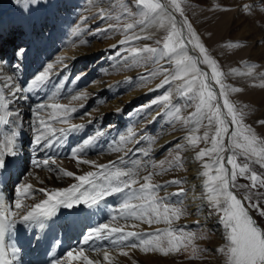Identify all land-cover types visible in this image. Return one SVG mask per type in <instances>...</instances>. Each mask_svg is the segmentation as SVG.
Here are the masks:
<instances>
[{
  "label": "rangeland",
  "instance_id": "1",
  "mask_svg": "<svg viewBox=\"0 0 264 264\" xmlns=\"http://www.w3.org/2000/svg\"><path fill=\"white\" fill-rule=\"evenodd\" d=\"M165 1L168 2V0ZM181 6L184 15L176 13L177 16L182 23L186 18L191 24L208 54L217 61L219 70L223 74L222 81L226 85L230 88H240L243 85L254 83L256 80L264 79V0H181ZM222 10L231 12V16L228 17V24L221 27L215 15ZM9 11H13V14L10 17V23L7 24L6 32L9 34L7 43L0 46V78L5 70L7 79H9L2 77L1 80L13 86L11 89L7 87L10 93L14 88H22L20 87L21 76L27 66L28 59L40 57L38 61L42 60L35 70L41 68L42 65L43 69L34 73V77L41 73L48 63L53 64L50 79L39 87L27 90L32 91V100H35L33 102L36 103V106L59 104L77 109L76 112L70 114L71 119L66 123L59 122L53 117L51 108L38 114L46 122L52 120L51 127L53 129L83 125L81 129L68 133L57 143H67L64 141L73 138L80 146L81 151L88 157V161L97 164L100 162H97L98 159H103V165L112 163L110 161L113 160L108 157L116 152L112 150L113 148H119L120 151L125 152V160L131 157L140 159L141 165L144 164V175L153 173L151 183L165 185L174 179L184 181L179 186L173 184L162 188L158 195L164 197L166 193H176L181 188L183 189L184 195L172 196L171 204L182 207L184 210V215L174 221L173 227L183 229L186 233L183 238L185 246L180 247L178 251L173 250L167 255H164L162 251L146 252L158 254L162 260L172 257L170 264H227L226 255L218 251L227 243L225 229L219 222L222 214L208 207L209 225L206 226L205 221L187 222L190 212L187 206L189 190L186 186L188 180L186 156L190 154L195 157L201 149L210 147V142L206 144L203 141L196 146H191L185 139L189 136L193 125L185 124L184 120L195 111V104L187 102L176 93V84L180 81L165 85L163 88L158 87L164 78L160 69H167L168 72H171L174 67L166 59L159 61L158 64L147 58L146 54L139 60L132 59V49L162 47L168 29L162 30L154 37L139 36L142 38L130 39L127 44L121 46L120 42L126 40L128 33L144 26L138 23L144 17L140 15V10L136 7V0H0V15H3L0 18L7 19L5 17ZM100 13H103L107 18L102 19ZM85 18H87L86 22ZM129 23H132L134 28L126 31V25ZM105 28H110V30L98 31ZM161 33L164 34L159 36ZM157 41L160 43L157 44ZM235 45L244 47L243 56L236 60H234L235 58L227 59L224 49ZM99 46L100 48L97 49ZM113 46L119 47L114 48ZM92 48L94 49L91 52H87ZM98 50L100 52L89 61H85L82 55H76L81 51L87 55ZM117 51L120 55H114ZM197 53H199L198 49H188V54L191 56L198 57ZM58 57L63 58L61 62H57ZM73 58L77 59L76 62H73ZM3 62L12 64L11 68L13 69L7 70L8 67L2 65ZM247 65L251 67V71H247ZM198 67L203 71L207 69L211 72L208 66L204 67L199 64ZM154 72L156 75L151 76L150 79H140ZM33 80L31 79L30 83ZM213 85L218 92L219 86L214 82ZM27 90H23L18 95L27 92ZM134 93H139L138 99L124 104L123 109L122 107L115 108L118 103L128 100V96ZM61 95L63 96L60 97ZM164 95H169L170 103L161 101L157 105L148 107L154 98ZM73 97L82 98L73 99ZM228 99L238 110L244 111V123L251 126L257 136L264 139V126L262 128L257 123L258 120L264 119V103L260 101L255 103L251 100L239 101L232 94ZM220 102L222 103V99ZM177 107L180 109L178 114L175 111ZM142 108L143 110H141ZM118 109L121 111L122 121L116 114ZM106 111L109 112L106 113ZM110 119L117 120L111 121ZM204 123L206 124L207 121ZM232 127L229 126V131L232 130ZM204 131L205 128L202 127L197 135L202 136ZM98 132H102V134L97 135ZM213 134L214 129L210 132V136ZM121 136L126 138L125 141L120 140ZM129 136L131 139H127ZM90 137H95V139L91 143L85 144L84 142ZM165 138L172 139V142L165 141ZM227 142L228 137H225V144ZM177 143L185 146L179 152L175 148ZM142 151H146L148 155L140 154ZM177 154L181 157V166H176L173 163L169 167L168 161H174ZM228 155V152L224 153L225 157ZM52 158H55L57 169H62L64 172L70 171L75 175L74 164L78 162L74 161L72 164L62 157ZM162 160L165 161L164 168L167 171L161 173L159 164ZM195 161L202 171L201 161ZM205 161H207V157H205ZM238 162L244 163L245 158L238 157ZM152 164H156L157 167L153 168ZM251 168L258 175L264 176V168L256 164H252ZM36 169V171H30L32 175L21 183L31 184L33 189H47L43 185L50 182L56 173L44 168ZM250 183V180L245 177L238 176L236 179L237 185H250ZM233 189L243 198L249 194L248 188L236 187ZM171 190L172 192H170ZM252 192L264 194V188L253 189ZM201 195L205 197L206 189L201 191ZM119 198L123 202V196ZM29 199L24 201L27 202ZM13 200H16V196ZM181 200L183 201L182 205L177 204ZM121 201L120 204H122ZM256 201H259L261 207L264 208V195H253V202ZM245 202L248 205V201L245 200ZM120 206H116L117 209L114 208L117 213H113V208H108L107 211L110 214L103 209L102 213L109 216L118 214ZM250 210L256 224L264 229V216L259 215L255 209L250 208ZM91 226L90 224L89 228ZM167 227L168 225L161 223L157 229ZM157 229L137 230V232L153 233ZM189 233L192 234V238L188 237ZM103 240L105 239H102V243H105ZM84 241L82 239L81 245ZM88 242L87 244L90 245V241ZM76 244L78 243L76 242ZM158 244L165 251L169 248L167 238H161ZM104 245L110 246L109 243ZM72 246L76 250L80 245Z\"/></svg>",
  "mask_w": 264,
  "mask_h": 264
},
{
  "label": "snow or ice",
  "instance_id": "2",
  "mask_svg": "<svg viewBox=\"0 0 264 264\" xmlns=\"http://www.w3.org/2000/svg\"><path fill=\"white\" fill-rule=\"evenodd\" d=\"M136 7L140 10V15L144 19L138 21L139 24L147 27L151 24H158L160 27L168 29V34L164 37L162 47H145L141 49H132V59L139 60L147 55L155 63L166 59L173 65V70L168 72L167 69H160L163 74V80L159 88L170 85L176 81L175 91L181 98L187 102L195 104V111L184 120L185 124H192L189 136L185 137L187 144L196 146L203 141L210 147H205L196 153L195 159L201 161V175L205 177L204 187L206 189L205 199L208 207L215 212L222 214L220 223L226 232V244L218 249L227 257V264H264V229L259 227L252 216L249 214L248 208L255 209L259 215L264 216V208L261 207L259 201L253 202V195H264L252 192L253 189L264 188V176L258 175L252 170L251 165L256 164L264 168V139L257 136L255 130L244 123V111L238 110L235 105L228 99L230 93L239 92V88H230L222 81V72L219 70L217 61L213 59L207 52L204 44L200 42L199 36L192 29L191 24L185 18L183 23L178 27L175 13L184 15L181 6V0H136ZM102 19H106L103 13H100ZM85 18V22H86ZM120 19V18H118ZM134 25L129 23L126 25V31L132 30ZM185 29L187 30L185 32ZM110 28L98 31H109ZM141 37H129L122 40L120 45H125L130 39H139ZM150 39L151 37H144ZM160 42L157 41V44ZM188 45L193 49H198L200 57H194L188 54ZM118 48L119 46H113ZM23 51V50H21ZM114 55H120L119 51ZM63 58L58 57L57 62H61ZM199 64L207 65L211 69L210 74L198 67ZM53 64L48 63L44 70L39 73L30 83L29 88L39 87L41 84L50 79V72ZM156 73L141 77V80L150 79ZM215 85L219 86L218 92ZM5 87L12 88L10 83H5ZM20 88H14L10 92V96L14 99L7 100L0 94V124H5L13 115L9 111V104L17 98V94L22 92ZM82 97H73L79 99ZM222 99V103L220 102ZM161 101L169 102V95L160 98H154L148 107L157 105ZM47 108L52 109V116L59 122H67L71 119V113L77 111L75 108H69L59 104H40L32 111L34 114V122L32 124L35 129L34 140L38 147L46 148L53 145L65 137L72 131L79 130L83 127L70 126L68 128L53 129L51 127L52 120L44 121L39 117V113ZM143 110V108L141 109ZM226 110V111H224ZM176 113L180 112L177 107ZM62 114V115H61ZM18 115V114H17ZM207 121L205 124L204 122ZM258 124L264 126V119L257 121ZM233 126L229 131V126ZM205 128L202 136L197 135L201 128ZM214 129V134L210 136V132ZM131 129L129 132L131 133ZM98 132L97 135H101ZM225 137L228 142L225 144ZM95 137H90L84 143H91ZM125 137L121 136L120 140L125 141ZM131 139V136L127 137ZM13 141L7 142V151L0 150V165L3 163L4 155L12 153ZM185 146L177 143L175 148L182 150ZM112 150L119 151V148ZM80 149L73 151L70 158L77 159L78 163L92 164L87 159L79 158ZM141 151V150H137ZM228 152L227 157L224 153ZM144 156L148 153L143 152ZM245 158L244 163L238 162V157ZM207 157V161H205ZM51 161V162H50ZM181 157L177 154L174 161H168L169 167L173 165L181 166ZM128 162L124 157L107 165L96 166L98 171H88L83 175L74 176L73 172H64L62 169L55 167V158L45 157L36 159L33 162L34 168H44L51 172H55L59 177L61 174L73 177L78 183L68 188L61 189H33L31 184L21 183L16 192V200L14 209H0V264H12V257L8 256L7 250L3 246L4 231L8 226L14 225L20 221H29L39 217L50 216L55 213L60 205L72 206L84 202L88 205H94L104 197L110 194L123 193V202L119 208L118 214L111 217V222L116 226L110 227L109 223H105L88 233L85 237V243L90 240L111 238L113 241V249H120L122 255L127 256L128 252L124 249H135L140 247L144 251H162L164 255L169 254L173 250H179L184 247L183 238L186 233L183 229L173 227L174 221L184 215L182 207L172 206L171 197L184 195L181 188L176 193L167 194L160 197L158 193L162 188L169 185H182L184 181L174 179L168 181L165 185L153 184V173L140 176L141 164L138 160L131 161V167H121ZM165 161H160L159 167L161 173L167 171L164 168ZM230 166V167H229ZM156 168V164H152ZM156 173V174H161ZM29 172L24 179L27 180ZM245 177L250 180V185H237V177ZM243 187L249 189V194L244 199L248 201V207L242 203L241 199L231 190L232 188ZM36 192L43 193L46 199L41 200L34 205L24 204L25 199L31 198ZM183 201L177 204L182 205ZM120 221H140L149 225L164 223L168 225L165 229H157L153 233H140L135 231H125ZM192 238V234H187ZM161 238H167L169 248L167 251L159 247L158 242ZM132 240L131 243H126ZM99 254L101 249L95 250ZM104 260L109 261V252L104 250ZM82 261L83 264H99L85 254L83 249L69 251L63 260V264H74L75 261ZM59 264H62L60 261Z\"/></svg>",
  "mask_w": 264,
  "mask_h": 264
},
{
  "label": "bare ground",
  "instance_id": "3",
  "mask_svg": "<svg viewBox=\"0 0 264 264\" xmlns=\"http://www.w3.org/2000/svg\"><path fill=\"white\" fill-rule=\"evenodd\" d=\"M230 11H232V10H230ZM7 13L8 14L6 15L5 18H7V19L9 18L8 20L7 19H5V20L1 19L3 17V15H0L1 16V18H0L1 19V21H0V33H1L0 46L6 44L7 43L6 41L9 38V36H8L9 34H7L6 30H7L8 22L10 23V17L12 16L13 11H9ZM230 14H231V12L228 13L225 10H222L219 13H217V15H215V16H217V21H218V23L220 22L221 27L228 24V22H229L228 17ZM3 21H5V22H3ZM181 23H182V21H181ZM177 24H178V26H180L179 22H177ZM164 29H166V28L160 27L158 24H151V25H148L147 27L143 26L136 31H134L135 30L134 29L133 30L134 32L131 31L130 33H128V35L126 36L125 39H127L129 37H137V36H153L154 37V36L158 35L160 32H162V30H164ZM164 33H161L159 36L163 35ZM99 48H100V46L97 47V49H99ZM192 48L193 47L191 45L188 46L189 50H192ZM243 48L244 47H238V45L231 46L228 49H224V55L227 59L233 60L235 58L234 60H236V59L241 58L243 56L242 53L245 52V50ZM93 49L94 48L88 50L87 52H91ZM99 52H100V50L96 51L95 53L92 52V54L90 53V54L85 55V52L81 51V52L77 53L76 55L77 56L82 55V58L85 61H89V60H92L94 55L98 54ZM197 55H198V57H200V53H197ZM73 60H74L73 62H76L77 59L73 58ZM201 65H203L204 67L207 66L204 64H201ZM247 67H248L247 71H249V70L251 71V67H249L248 65H247ZM205 70H207V69H205ZM207 71L210 74V70H207ZM243 74H244V72H243ZM2 77H3V79H7V74H6L5 70H3V72H2ZM99 89H100V87H99ZM239 89H241V91L230 93V95L232 94V96L239 101L251 100V102L253 101L255 103H257L258 101L264 103V79L259 80V81L256 80V81H254V83L252 82L248 85H243ZM139 96H140L139 93H134V94L128 96V100L121 101V103H118L115 108H121L122 106H124V104H127L131 100H134L136 98L138 99ZM12 99H14V98L10 97L9 100H12ZM11 104L14 105L13 108H14V110H15L14 112L16 114H17L16 110H18V109L21 110L18 113L22 116V119H23V120L20 119V122H19L22 125L20 135H23L25 140L30 139L31 143H32V148H30V149L27 148V149L22 151V158L25 160L27 168L29 167V170L27 172V174H28L30 171H36L37 170L36 168L34 170L33 162H34V160L37 159V154L39 152H41L44 148H40L36 145L35 140H34L35 129L32 126L34 120H29V118L27 117L30 112L33 113V111H32L33 109L28 108L27 104L25 102L22 103V99L20 98V96H17V98L15 100H13L11 102ZM123 108L124 107H122V109ZM108 112L109 111H106V113H108ZM116 114H117L119 120L122 121L123 117H122L121 111L119 109L117 110ZM110 120L116 121L117 119L116 120L110 119ZM262 128H263V126H262ZM164 140L172 142L171 141L172 139L165 138ZM66 141H67V143L55 142L53 145H51L47 148L49 150H51V152H53L54 155H61L63 157V159L67 162H70V163H72L74 161L77 162V159L70 158V157L72 156L73 151L79 147L76 146L74 144V142H68V139L65 140L64 142H66ZM4 144H5V142H4ZM159 147L160 146L158 145V148ZM33 148L36 151L32 152ZM39 148L41 149V151L39 150ZM140 154H143V151ZM78 155H79V158L81 160L88 159V157L85 156V154L81 151V149H80ZM125 155H126L125 152L119 150V151L112 153V155L109 156L108 159L113 160L110 162H114V161L120 160V158L124 157ZM131 160L134 161V160H138V159L135 157H131L130 159L126 160L128 163L126 165H121V167H125V168L131 167L132 166ZM195 160H196L195 157L190 155V154L186 156L187 172H188V176H187L188 180H187L186 186L188 187V190H189L188 197H187V206H188L189 212H190V217H188L187 222L188 221L189 222L190 221H201V222L205 221L206 226H207V225H209V221H210L209 213H208V203H207L205 197L201 195V191H203V189H205V187H204L205 178L201 175L202 171L195 164L196 163ZM97 162H99V163H97V164H94V162L92 164L75 163L74 164V169H75V175L74 176L83 175L88 171H98L99 170L98 167H93V164L96 166H99L98 164H100L104 161H103V159H98ZM106 162H108V161H106ZM103 164L104 163H102L101 165H103ZM140 164H142V163H140ZM144 169L145 168H144V164H143V165H141V168H140V176L141 177L144 176ZM53 173H55V172H53ZM75 183H78V181H76L73 177H68V176L62 175V174L58 177L57 174H55V175H53L52 180L50 182H48L46 185H43V187L47 188V189H61V188H68L69 186H71ZM170 192H172V190ZM122 194L123 193L110 194V195L104 197L103 199H101L99 202H97L96 205H91V206L84 203V202H81L78 204H73L72 206L60 205L57 207L55 213L50 215V216L39 217V218L29 220V221H20V222L15 223L14 225H11L10 227L19 236V238L24 237V240H27L28 238H31L33 235H35V239L37 240V242H39L41 250L44 249V245H45L44 241L45 240L50 241L51 243L55 244L56 250L57 249L60 250V252L55 256L56 257V261L54 262L55 264H59L60 261L63 264L64 256L69 251L75 250L73 248L72 249L68 248L67 243H68L69 239H78V238H79V245L80 246H79V248L77 247L76 250L83 249L85 254L88 255L90 259H92L94 261H99V264H170L172 257H168V258H165L162 260L158 256V254H154L153 252L151 254L149 252L142 250L140 247H137L135 249H131V248L124 249L125 251L128 252V255L127 256L122 255L120 252V249H113L112 248L113 241L111 238H106L107 242L110 244V246H105L102 243V240H100V239L90 240V243H91L90 245L85 243V242H83V245H81L82 239L85 240V237L88 235V233L91 232L92 230L96 229L100 225L105 224V223H109L110 227L116 226V224L112 223L110 220L111 217L113 216V214L110 216L109 215L106 216V217H108V220H107L104 218L106 213H102V209L104 206L111 204V201H113V200L119 202V204L115 205L113 208H115L116 206L119 207L121 205L120 204L121 198H119V197L123 196ZM14 199H15V195H14ZM43 199H46V196L44 194H35L27 202L23 201V203L27 204V205H34L36 203H39ZM14 202L15 201L13 199L7 200L6 204L4 206H2L1 209L10 210L13 208V210H15L14 209ZM116 209H117V207H116ZM219 222H220V218H219ZM90 224L92 225L91 228H89ZM120 224L124 226L125 231H135V232H137V230L143 231L144 229H157L161 226V223L152 224L150 226L149 224H146L143 222L141 223L140 221H128V222L120 221ZM87 228H88V230H86ZM220 231H222V230H220ZM83 234H84V236L82 237ZM30 241H32V238ZM131 242H133V241L129 240L126 243H131ZM34 248H35V251L39 250V248L36 246V244L34 245ZM98 249H101L99 254L97 253V251H95ZM104 250H107L109 252V257H110L109 261L104 260V255H103ZM144 252H146V253H144ZM54 253L55 252L46 253V256L47 257L54 256ZM74 264H83V262L78 260V261H75Z\"/></svg>",
  "mask_w": 264,
  "mask_h": 264
},
{
  "label": "water",
  "instance_id": "4",
  "mask_svg": "<svg viewBox=\"0 0 264 264\" xmlns=\"http://www.w3.org/2000/svg\"><path fill=\"white\" fill-rule=\"evenodd\" d=\"M164 2L166 3L165 0H164ZM175 17H176L177 22H179V25H181L182 23H181V21H180V18L177 16L176 13H175ZM188 46H190V45H188ZM205 71H207V70H205ZM207 72H208V71H207ZM231 190H232L233 193L237 196V198L241 199V201H242V203L245 205V207H248V205H247L246 202H245V199H244L243 197L239 196L233 188H232ZM248 211H249V214H250V215L252 216V218L254 219L253 214H252V211L250 210V208H248ZM259 227H261V226H259ZM261 228H262V227H261Z\"/></svg>",
  "mask_w": 264,
  "mask_h": 264
}]
</instances>
